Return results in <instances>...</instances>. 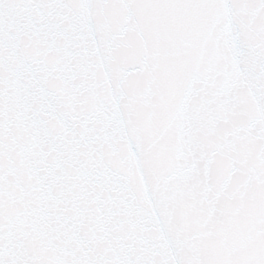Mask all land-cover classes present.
<instances>
[{"label":"snow or ice","instance_id":"obj_1","mask_svg":"<svg viewBox=\"0 0 264 264\" xmlns=\"http://www.w3.org/2000/svg\"><path fill=\"white\" fill-rule=\"evenodd\" d=\"M0 264H264V0H0Z\"/></svg>","mask_w":264,"mask_h":264}]
</instances>
